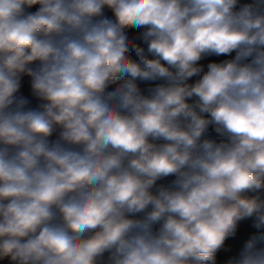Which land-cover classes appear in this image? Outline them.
Segmentation results:
<instances>
[{"label":"clouds","instance_id":"obj_1","mask_svg":"<svg viewBox=\"0 0 264 264\" xmlns=\"http://www.w3.org/2000/svg\"><path fill=\"white\" fill-rule=\"evenodd\" d=\"M0 264H264V0H0Z\"/></svg>","mask_w":264,"mask_h":264}]
</instances>
